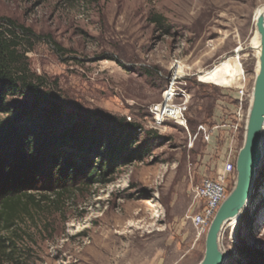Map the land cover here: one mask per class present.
<instances>
[{
	"label": "rangeland",
	"instance_id": "obj_1",
	"mask_svg": "<svg viewBox=\"0 0 264 264\" xmlns=\"http://www.w3.org/2000/svg\"><path fill=\"white\" fill-rule=\"evenodd\" d=\"M264 0H0V19L30 28L21 35L31 71L58 96L66 114L110 119L116 156L101 165L93 152L68 185L46 184L39 205L19 226L22 259L6 264H198L206 237L185 218L191 186L215 175L229 146L225 131L209 142L170 121L152 128L149 106L162 99L169 68L189 66L187 117L195 133L204 122L230 119L235 90L200 80L204 71L239 52L248 83L258 64L252 38ZM42 82V81H39ZM243 128L235 142L239 152ZM128 133L131 134L128 137ZM115 149V148H114ZM120 150V151H119ZM95 170L96 173L89 176ZM236 180L229 183L234 189ZM226 264L264 261V160L249 202L220 238Z\"/></svg>",
	"mask_w": 264,
	"mask_h": 264
},
{
	"label": "trees",
	"instance_id": "obj_2",
	"mask_svg": "<svg viewBox=\"0 0 264 264\" xmlns=\"http://www.w3.org/2000/svg\"><path fill=\"white\" fill-rule=\"evenodd\" d=\"M16 30L38 37L28 27L0 19V264L22 259L19 224L39 205L37 190L75 181L79 174L71 175L70 169L87 164L92 152L104 165L126 146L113 148L116 130L110 119L81 116L74 122L76 117L65 113L58 96L31 71ZM248 264L264 261L254 253Z\"/></svg>",
	"mask_w": 264,
	"mask_h": 264
},
{
	"label": "built area",
	"instance_id": "obj_3",
	"mask_svg": "<svg viewBox=\"0 0 264 264\" xmlns=\"http://www.w3.org/2000/svg\"><path fill=\"white\" fill-rule=\"evenodd\" d=\"M241 48H236L233 55H239ZM189 69L182 59L173 60L168 70V83L162 99L150 105L149 111L153 117L152 128L161 130L170 121L185 128L189 134V147H192L198 138L209 142L218 131H225L228 135L229 146L221 170L213 176H205L199 183H193L191 186L192 203L185 218L195 227L200 237L207 235L213 218L229 194V183L237 178L236 162L239 152L236 150L235 142L239 132L243 128L246 130L247 127L253 100V86L249 85L244 68L241 84L224 86L229 90L234 89L236 93L234 107L230 110V119L221 117L213 125L202 122L197 126L196 132L192 133L187 117L190 97L187 87Z\"/></svg>",
	"mask_w": 264,
	"mask_h": 264
},
{
	"label": "water",
	"instance_id": "obj_4",
	"mask_svg": "<svg viewBox=\"0 0 264 264\" xmlns=\"http://www.w3.org/2000/svg\"><path fill=\"white\" fill-rule=\"evenodd\" d=\"M256 28L261 37L260 70L254 79L245 141L236 162V184L212 220L205 255L198 264H226L228 254L221 249V234L227 223L245 210L264 160V14L256 19Z\"/></svg>",
	"mask_w": 264,
	"mask_h": 264
},
{
	"label": "bare ground",
	"instance_id": "obj_5",
	"mask_svg": "<svg viewBox=\"0 0 264 264\" xmlns=\"http://www.w3.org/2000/svg\"><path fill=\"white\" fill-rule=\"evenodd\" d=\"M262 14H264V5H260L255 10V20ZM252 39H253L252 40L253 47L257 51L258 64L256 68V74H258L260 70L261 37L257 28L254 29V37ZM242 50H244V48L240 49V51ZM243 72H244V67L241 62L240 55L236 54L223 58L218 63H216L212 68H210L207 71H204L202 73V76L200 77V80L208 84L214 83L219 86L239 85L242 83L243 80ZM263 146H264V140H263ZM240 216L232 219L227 224L231 222L232 224H236L237 219H239Z\"/></svg>",
	"mask_w": 264,
	"mask_h": 264
}]
</instances>
